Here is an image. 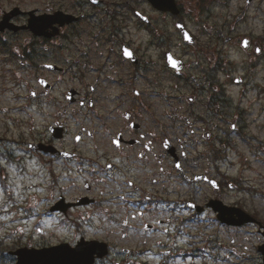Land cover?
I'll use <instances>...</instances> for the list:
<instances>
[{"label": "flooded vegetation", "instance_id": "flooded-vegetation-1", "mask_svg": "<svg viewBox=\"0 0 264 264\" xmlns=\"http://www.w3.org/2000/svg\"><path fill=\"white\" fill-rule=\"evenodd\" d=\"M129 2L130 0H113L111 8H108L111 11L113 8H127V10L121 13L116 11L112 14L110 32L114 40L108 37L95 41L97 49L93 53L97 59L104 60L103 66H106V63H112L107 66L109 68L113 67V63L125 65L133 74L132 78L140 71L146 74L148 64H157L164 60L165 66L173 72V76L180 82L187 83L186 77L188 78L189 75L185 73L188 69L185 61L187 54L185 46L191 50L188 52L196 56L209 57L211 55L209 47L221 42L224 45L237 46V53L244 55L246 59L244 65H247L249 70L245 69V73L237 77L240 95H245L246 91L251 89H258L260 95H264V85L258 82L256 86L245 84L247 80L252 79L254 74L264 71V29L260 31L259 36H235L233 25L228 27L229 30L221 26L213 30L215 39L212 40V37L208 36L206 37L208 40L203 44L198 36L187 28L184 18L185 8L179 4V0H174L178 14L159 11L145 0L151 12L148 14L127 7ZM197 2H199L197 5L199 12H203L206 9L204 0H197ZM104 3L105 0H33L25 7L26 4L22 0H0V48L4 49L9 59L14 60L15 57H21V60L25 61L27 76L35 82L29 90L32 99L42 101L43 98H50L53 89L50 78L55 81H61L67 77L83 80L88 75L87 62L78 60L82 52L68 50L69 47L66 44H72V42L67 35H75L81 31L85 18V6L99 8L106 6ZM244 3L239 7L236 21L246 19L248 9L253 4H256L255 9L260 12L264 0H245ZM129 21L134 23L135 30H141L147 35L148 40L144 45L139 46L137 42L121 39L124 35L122 30L128 29ZM178 21L185 26L194 42L190 45L183 42L185 45L183 52L177 57L172 51L176 46L172 39L173 32L167 28V25L182 40L176 27ZM97 37L101 38L98 35ZM100 48L103 50L99 52ZM168 54L180 61L179 71L168 68L166 64ZM72 55L75 57H70ZM195 63L197 61L191 64ZM221 66L217 62L206 73L202 69L203 81L207 79L208 83L213 74L211 71L214 69L217 71L221 69L219 68ZM161 74L162 69L158 72L152 70L153 79L146 83L147 86H153L154 89L161 88ZM188 79L192 80L195 85L199 84V80L192 75ZM118 85L123 87L121 81ZM204 85L206 84L198 90L203 91ZM242 85L247 86L241 89ZM94 90L93 86L92 91ZM131 91L134 98L138 95L140 98L145 97L147 93L146 90L140 92L135 88ZM76 94L80 100L78 101L75 97L73 104L78 103L79 108L77 109L80 114L84 111L93 112L94 128L87 130L82 127L79 131L80 136L74 139V143H67V129L61 121L68 115L67 108L61 100L54 99L58 108L55 109L57 118L52 125L63 126V137L53 139L51 136L47 140L41 139L35 143L52 145L71 155L60 156L54 152L35 153L47 157L50 165L54 162L62 164L57 175L62 177L89 175L92 181L99 182L103 187L100 188L98 196H92L93 186L84 182L82 192L74 199L66 202L60 200L64 197L59 195L57 200L49 202L47 209L50 213L55 212L65 216L69 211L66 208L67 203H80L81 205L75 206L74 209L93 207L101 222L111 220L117 224L137 222L140 223V227L130 226L126 231L119 233L109 231L102 237L89 238L79 234L73 243H66L71 246L81 240H96L105 243L106 246L103 249L105 253L100 257H95L93 264H264V217L259 213L253 199L258 193L253 186L245 184L243 179L228 178L225 169H222V166L227 165L222 161L226 157L227 143L225 141L222 139L217 141L216 138L206 133L205 138L209 142L205 151L179 152L177 147L170 143L172 146H169V149H174V152H168L165 148L168 140L162 142L163 127L157 120L158 114L155 110L85 108L86 104L79 105V102L85 103V101L81 99L78 91ZM207 96V107L212 108L213 106L215 114L221 115L219 112L221 104L216 103L210 93ZM187 101L194 102V97H188ZM61 105L62 108H60ZM118 109L120 119L116 118ZM143 112L151 115L149 120L141 115ZM83 117L87 119L88 113ZM241 118L245 119L243 115ZM238 127L240 128L241 125ZM232 128L234 129V125ZM86 136L92 139L93 156L80 153L77 147L84 142ZM251 140L255 141L252 146L254 157L259 158L264 155V143L257 137H251ZM3 141L4 139L0 137V144ZM5 143L10 144V142ZM4 154L10 156L9 152L5 151ZM102 161H104L103 164ZM177 164L181 170L177 168ZM53 174V167H51L48 169L50 185L58 184V179ZM174 184L176 186L178 184L187 185L199 191L193 192L194 190L189 189L180 192ZM148 188H150V193L147 192ZM173 192L180 197V200L172 197ZM198 196L199 199H197ZM218 207L227 211L233 217V220L230 219L233 222L237 220L235 209L244 211L255 221L243 225L224 224L217 219ZM115 209L120 210L119 214L115 213ZM131 209H134L135 213L132 214ZM197 209L201 211L198 212ZM180 211H186V216L176 217L175 214ZM160 212L166 213L168 218L166 220L158 218ZM201 215H209L211 219L209 217L205 221H214L219 226L233 232L222 233L221 238H218L216 234L190 233L183 229V225L198 221L197 216ZM167 223H175L176 226L174 225L172 231L162 228ZM202 235L206 237L203 238ZM212 236L217 238H211ZM219 239L223 241L220 242ZM208 249L215 251L212 253ZM12 250L14 249L7 251ZM7 251L5 254L9 253ZM3 256L4 251L0 258ZM10 256L14 259L12 255Z\"/></svg>", "mask_w": 264, "mask_h": 264}, {"label": "rangeland", "instance_id": "rangeland-1", "mask_svg": "<svg viewBox=\"0 0 264 264\" xmlns=\"http://www.w3.org/2000/svg\"><path fill=\"white\" fill-rule=\"evenodd\" d=\"M22 1L26 7L33 0ZM112 1L105 0L106 6L99 8L89 5L84 7L85 18L81 31L75 35L68 34L72 44L69 43L66 46L69 47L68 50L82 52L78 60L79 62H87L88 75L83 80L67 77L58 82L50 78L49 81L54 84L50 98H43L42 101L31 99L28 90L35 82L27 76L26 63L22 62L21 58H15L13 62L9 63L0 54V60L5 61L0 62V137L4 139L0 144V164L8 165L6 171L0 172V213L2 210L7 212L8 209H13V203L20 208L17 212L0 214V257L3 250H10V248H41L61 241L73 243L81 233L89 238L102 237L109 231L119 233L126 231L130 226L140 227V223L137 222L131 224H117L115 221L99 222L93 214V207L74 209L67 212L65 216L48 213L49 201L56 200L59 195H62L66 201L74 199L82 192L84 182L93 186L92 196H98L100 188L103 187L99 182L92 181L93 179L89 175H78L74 176L73 179L67 176L68 179L66 180V177L57 175L62 164L54 162L50 165L47 162L49 160L47 157L36 154L25 146L26 142L49 139L47 126L57 118L55 109L58 108V105L54 103V99L61 100L67 108V117L61 119L67 129V143H74L73 139L82 127L87 130L94 128L93 112L84 111L80 114L77 109L79 108L78 103L69 104L66 101L65 95L71 87L79 92L81 99L85 101V108H121L123 110L126 108H148L155 110L158 114L157 120L163 127L162 142L168 140L177 147L179 152L197 153L205 151L209 142L205 138L206 133H209L210 137L216 138L217 141L220 139L225 141L227 143L225 147L226 157L222 161L226 162L227 165L222 166V169H225L228 178H241L245 184L253 186L259 191L258 196L255 195L253 199L259 213L264 217V155L259 158L254 157L252 146L255 141L251 140V137H257L264 143V112L261 113V108H264V95H260L258 89H251L242 96L239 87L234 85V80L238 76H242L245 69H248V66L244 65L246 61L244 55L237 53V46H230L232 49H230V56L227 58L231 61L225 60V51L229 45L218 42L217 45L209 47L208 50L211 52L209 57L198 55L197 57L192 52H188L191 50L183 45L180 37L178 38L167 25V28L173 32L172 39L176 45L172 51L178 57L182 54L185 46L187 51L185 61L188 67L185 73L198 79L199 84L195 85L192 80L188 79L189 76L186 77L187 83L180 82L178 78L173 76V72L167 69L164 60L157 64H148L146 74L140 71L137 76L131 78L133 74L125 65L113 63V67L109 68L107 66L112 65V63H106V66H103L104 60L97 59L93 53L97 49L96 40L107 39L108 37L114 40L110 32L112 14L116 11L121 13L127 10V8L109 10ZM244 2L245 0H204V8L206 9L199 12L197 0H179V4L185 8L184 18L187 28L197 35L203 44L208 40L206 38L208 36L212 37L213 40V30L221 26H225L229 30L228 27L233 25L235 36H259L261 34L260 31L264 29V4L260 12L255 9L256 4H253L248 9L246 19L236 21L239 7L243 6ZM127 7L148 14L151 13L145 0H130ZM128 24V29L122 30L124 35L121 36V39L137 42L139 46L144 45L148 40L147 35L141 30H135L134 23L129 21ZM97 35L101 38H98ZM101 50L103 48L98 51ZM218 52H221L222 55ZM151 54L155 56L153 52ZM70 57L74 58L75 55ZM193 61H197V63L191 64ZM217 62L222 65L219 67L221 69L211 71L213 74L208 83L207 79L203 81L202 69L206 73ZM159 68L162 69L160 75L161 88L148 87L146 83L153 79L152 70L158 72L161 70ZM97 69L98 71H96ZM263 76L262 71H259L245 84L256 86L255 84L258 82L264 85ZM216 78L220 80L219 83L222 81L220 86H218ZM120 81L123 87L118 85ZM224 81L226 84L222 85ZM203 84H206L203 91L198 90L203 87ZM93 86L95 87L94 91H92ZM246 86L240 87L242 89ZM133 88L140 92L146 90L145 97L140 98L138 95L134 98L131 91ZM208 93L214 97L216 103L221 104L219 106L221 115L215 114L213 106L212 108L207 107ZM191 96L194 97V102L189 103L187 99ZM77 98L79 101V96ZM90 102L91 105L89 106ZM62 107L61 105L60 108ZM100 110L104 111V109ZM119 111L118 109L117 119H120ZM86 113H88L87 119L83 117V115L86 116ZM141 115L147 120L151 117L147 112H143ZM242 115L245 119L241 118ZM255 117L256 120H254ZM233 123L238 126L241 125L239 131L243 133V137L246 139H243L239 132L232 130L231 124ZM261 124L263 126L259 127ZM5 142H10V144ZM92 145V139L90 136H86L84 142L77 147L80 153L93 156ZM9 149L14 154V159L6 161L4 151ZM103 163L104 161H102ZM51 167H53L54 177L59 182L49 186L48 169ZM176 187L180 189V192L189 189L194 190L193 192L199 191L196 188H189L187 185L178 184ZM198 188L202 189L201 186ZM147 192H151L150 188L147 189ZM203 193L206 194L205 191ZM172 197L180 200V197L174 192ZM131 211L132 214L135 213L134 209ZM119 212L120 210L115 209L116 214ZM27 214H30L31 217H28ZM183 215L186 216V211L175 214L178 218ZM128 217H130L129 213ZM209 217V215L197 216V222L188 223L186 226L189 230L190 228H200L199 233L216 234L218 238H221L220 234L222 233L233 232L219 226L214 221H205ZM158 218L166 220L168 215L160 212ZM174 225L175 223H167L162 228H168L169 231H172ZM201 237L206 236L202 235ZM211 238L217 237L212 236ZM218 241L222 242L223 240L219 239ZM208 250L212 253L215 251ZM0 264H15V260L6 255L0 258Z\"/></svg>", "mask_w": 264, "mask_h": 264}, {"label": "water", "instance_id": "water-1", "mask_svg": "<svg viewBox=\"0 0 264 264\" xmlns=\"http://www.w3.org/2000/svg\"><path fill=\"white\" fill-rule=\"evenodd\" d=\"M155 7L163 11H171L177 13L175 5L172 0H149ZM168 64L171 67L180 69V64H177L174 60L168 56ZM74 93L69 92V99ZM54 130V129H52ZM62 135V130L59 128L54 131L53 137L59 138ZM28 147L41 151H53L50 147L42 144H27ZM56 152V151H55ZM59 154V152H56ZM222 221L225 220V215H220ZM244 221L240 220L238 224H242ZM91 243V242H90ZM96 245L88 246L80 244L75 248H70L68 245L62 244L56 247L44 248V249H26L22 248L15 251L13 254L17 257L16 264H91L93 259V253L97 252Z\"/></svg>", "mask_w": 264, "mask_h": 264}, {"label": "snow or ice", "instance_id": "snow-or-ice-1", "mask_svg": "<svg viewBox=\"0 0 264 264\" xmlns=\"http://www.w3.org/2000/svg\"><path fill=\"white\" fill-rule=\"evenodd\" d=\"M186 35V34H185Z\"/></svg>", "mask_w": 264, "mask_h": 264}]
</instances>
